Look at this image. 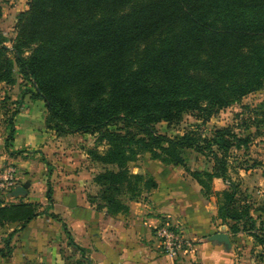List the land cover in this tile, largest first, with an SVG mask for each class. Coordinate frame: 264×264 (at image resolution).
I'll return each instance as SVG.
<instances>
[{
	"label": "trees",
	"instance_id": "16d2710c",
	"mask_svg": "<svg viewBox=\"0 0 264 264\" xmlns=\"http://www.w3.org/2000/svg\"><path fill=\"white\" fill-rule=\"evenodd\" d=\"M15 28L12 48L0 35V84L13 86L17 70L33 98L43 101L47 129L59 137H95L89 157L116 168L95 177L107 213L125 212L127 201L156 186L131 173L128 163L148 153L186 167L183 152L192 150L211 160L209 170L189 174L204 196L216 197L223 225L264 246V221L256 224L226 174V152L246 147L248 138L227 128L203 140L194 132L170 137L156 131L185 114L208 119L264 90V0H29ZM13 135L11 126L7 144ZM215 178L228 189L214 193ZM51 196L47 184L49 204ZM41 208L0 199V228L16 223L21 230L46 213ZM10 249L7 239L0 257Z\"/></svg>",
	"mask_w": 264,
	"mask_h": 264
},
{
	"label": "crops",
	"instance_id": "0c3cea01",
	"mask_svg": "<svg viewBox=\"0 0 264 264\" xmlns=\"http://www.w3.org/2000/svg\"><path fill=\"white\" fill-rule=\"evenodd\" d=\"M25 108L14 117L9 144L8 134L0 133V168L14 164L19 185L30 183L25 198L11 197L12 202L24 198V202L48 205L50 210L13 234L10 254L0 257V264H74L82 258L92 264H264V246L257 245L246 231L233 234L225 225L230 248L209 241L223 225L216 197L202 194L188 167L165 165L148 153L130 172L151 178L155 188L144 189L137 199L127 201L125 212L107 213L101 187L94 180L105 169L87 151L94 147L95 137H59L46 129L44 121L37 128L34 115ZM102 148H98L100 152ZM47 184L53 192L50 204ZM227 189L223 180L213 179L214 193ZM50 212L61 220L50 217ZM165 219L194 241L192 253L180 254L174 260L162 254L154 228ZM17 228L16 223L6 225L0 234Z\"/></svg>",
	"mask_w": 264,
	"mask_h": 264
},
{
	"label": "rangeland",
	"instance_id": "374dc122",
	"mask_svg": "<svg viewBox=\"0 0 264 264\" xmlns=\"http://www.w3.org/2000/svg\"><path fill=\"white\" fill-rule=\"evenodd\" d=\"M28 2L29 0H0V35L5 38V46L8 48H12L15 43L17 18L20 13L27 10ZM24 55L28 56L29 51L25 50ZM14 75L16 81L13 86L0 84V101L2 102L1 105L4 106L0 111V133L4 132V134H9L11 126L15 127V112H19L20 108L26 106L25 109H29L31 114L34 115L33 124L37 128L40 127L43 121L45 122L47 116L43 101L36 100L32 96L33 87L21 79L17 70H14ZM199 116L197 113L185 114L178 124H157L156 131L170 137L194 132L196 137L203 140L212 138L215 130L227 128L241 138H248L246 147H239V149L232 147L226 152L225 157L228 164L226 174L229 182L238 187L237 199L242 204L251 207V216L256 224L264 221V90L250 94L241 101L217 111L208 119ZM50 131L56 135L53 130ZM102 144L99 147L105 149V145ZM142 156H139L134 162L128 163V169L130 170L132 166L137 164L143 158ZM183 157L186 167L191 171L204 172L211 168V160L192 150L183 152ZM42 158L39 157V160H43ZM104 169L116 170L112 166L104 167ZM103 172H99L94 177ZM24 198L18 199V201ZM51 198L53 199V192ZM41 207V211L46 210V214L50 210L48 205H41ZM46 207L48 208L46 209ZM48 215L61 220L59 215H54V213L50 212ZM256 215L259 217H254ZM19 228L18 226L12 233L4 232V236L0 234V249L5 248L7 239L12 249L11 238L15 232L19 231ZM89 263L92 264L90 261ZM74 264H87V260L85 258H82V261L77 259Z\"/></svg>",
	"mask_w": 264,
	"mask_h": 264
},
{
	"label": "built area",
	"instance_id": "2783aa9c",
	"mask_svg": "<svg viewBox=\"0 0 264 264\" xmlns=\"http://www.w3.org/2000/svg\"><path fill=\"white\" fill-rule=\"evenodd\" d=\"M17 186H19L17 167L11 163L5 164L0 168V199H3L4 203L12 200L11 193ZM154 236L159 242L162 254L171 260L180 254L192 253L195 250L194 241L168 219L154 228Z\"/></svg>",
	"mask_w": 264,
	"mask_h": 264
},
{
	"label": "water",
	"instance_id": "95a60500",
	"mask_svg": "<svg viewBox=\"0 0 264 264\" xmlns=\"http://www.w3.org/2000/svg\"><path fill=\"white\" fill-rule=\"evenodd\" d=\"M29 186H30L29 182H25L24 184L17 186L12 191L11 196L13 198L24 196ZM208 240L211 242H217L218 244H221L225 246L226 248L231 247V243L227 235V227L225 225H221L219 227L218 233L214 234L213 236H210Z\"/></svg>",
	"mask_w": 264,
	"mask_h": 264
}]
</instances>
